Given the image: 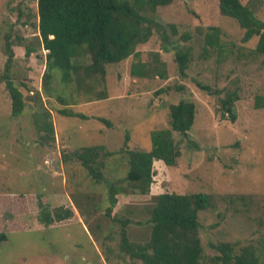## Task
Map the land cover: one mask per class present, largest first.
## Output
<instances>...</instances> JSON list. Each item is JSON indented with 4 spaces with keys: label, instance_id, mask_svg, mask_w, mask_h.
I'll return each mask as SVG.
<instances>
[{
    "label": "rangeland",
    "instance_id": "374dc122",
    "mask_svg": "<svg viewBox=\"0 0 264 264\" xmlns=\"http://www.w3.org/2000/svg\"><path fill=\"white\" fill-rule=\"evenodd\" d=\"M242 1L264 20V0ZM37 9V0H0V76L9 63L26 101L22 114L14 116L10 92L0 82V234L8 235L0 242V264H143L120 251V218L133 221L128 227L135 242H144L150 232L149 199L131 192L123 148L149 149L151 131L170 127V105L181 99L196 104L190 138L198 147L175 131L182 155L173 167L156 160L151 194L213 193L216 207L199 213L204 264H215L212 244L223 241L237 248L253 243L264 264V106L257 105L264 95V53L255 51L259 37L244 41V29L221 14L219 0H174L149 11L166 26L168 39L150 27L148 41L136 47L147 68L164 61L167 78L154 71L133 75L131 55L108 64L105 80L86 77L78 88L75 82L64 83L58 69L45 82ZM210 25L221 28L222 45L207 47L206 53L204 32ZM185 33L191 36L185 39ZM29 46L35 51L27 56ZM180 49L191 52L186 76L176 59ZM196 80L211 89L200 88ZM233 91L238 95L235 121L222 115L221 103ZM102 93L106 97L99 98ZM63 108L80 115L62 114ZM99 144L114 155L104 156V179L97 181L72 155ZM106 180L127 192L117 193L110 215ZM39 200L52 211L72 207L74 216L45 225L38 219Z\"/></svg>",
    "mask_w": 264,
    "mask_h": 264
},
{
    "label": "trees",
    "instance_id": "16d2710c",
    "mask_svg": "<svg viewBox=\"0 0 264 264\" xmlns=\"http://www.w3.org/2000/svg\"><path fill=\"white\" fill-rule=\"evenodd\" d=\"M174 0H37L38 29L43 48L46 51V68L44 80L50 83L56 69L61 71V80L68 84L75 82L81 87L87 78L101 76L105 80L108 64H117L134 55L135 61L131 73L135 76L156 75L167 78L165 62L157 59V67L147 68L140 59L141 52L136 50L140 43L150 37V27L164 31L168 39L166 26L156 19L149 11L155 12L158 7L169 5ZM222 15L235 19L244 29V41L258 36L255 51L264 53V20L255 10L242 0H219ZM172 31L177 33L176 25L170 24ZM222 30L217 25L208 26L204 32L205 52L207 47L220 49ZM191 34L185 33L183 38ZM34 47H26V55L34 52ZM168 49L167 46L164 48ZM89 61H85V59ZM179 70L183 76L191 61L189 49L178 50L176 54ZM10 62V58L8 60ZM9 63L6 72L0 76L5 81L12 98V114L19 116L26 106L25 94L12 79ZM87 77V78H86ZM202 89H211L208 84L196 80ZM170 88L169 86L166 89ZM185 86H179L184 89ZM106 97L103 93L99 98ZM237 92H229L221 99L222 115L227 113L232 121L236 120L235 100ZM259 106H264V95L260 96ZM62 114L80 115L68 108L60 109ZM170 127L151 131V147L147 150L125 149L128 163L126 179L133 193L148 196L150 225L149 237L144 242H135L129 237L130 218H120V251L143 264H204V248L200 236L201 222L199 213L217 205L218 197L207 192H162L151 194L156 170L155 160H163L173 167L182 155L174 137V132L189 137L196 117V104L192 100L181 99L170 105ZM102 121L109 123L105 118ZM49 127V126H47ZM114 155L104 144L84 146L74 151L72 157L78 159L97 181L104 179L102 168L105 166L104 156ZM108 182L110 204L107 214H111L112 206L117 202V193H127L115 183ZM231 196V195H230ZM226 196H219L225 198ZM245 199V196L238 195ZM40 212L38 219L45 225L55 221H64L74 216L72 207L59 206L53 211L39 200ZM139 223V222H138ZM8 239V235L0 234V242ZM217 253L212 259L215 264H261V257L253 243L240 245L223 241L213 243Z\"/></svg>",
    "mask_w": 264,
    "mask_h": 264
},
{
    "label": "crops",
    "instance_id": "0c3cea01",
    "mask_svg": "<svg viewBox=\"0 0 264 264\" xmlns=\"http://www.w3.org/2000/svg\"><path fill=\"white\" fill-rule=\"evenodd\" d=\"M155 163H157V162H156V160H155L154 164H155ZM160 163H162V160H161V162H160Z\"/></svg>",
    "mask_w": 264,
    "mask_h": 264
}]
</instances>
